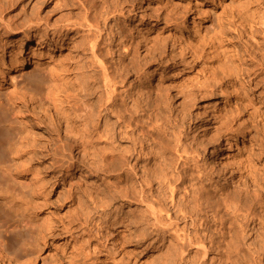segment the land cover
Here are the masks:
<instances>
[{"label": "rangeland", "instance_id": "1", "mask_svg": "<svg viewBox=\"0 0 264 264\" xmlns=\"http://www.w3.org/2000/svg\"><path fill=\"white\" fill-rule=\"evenodd\" d=\"M97 6L110 14L105 26L102 18L97 19V42L106 56L108 72L113 73L117 63L124 64L127 42L137 49L135 62L142 70L139 75L119 77L116 94L123 98L131 93L140 98L141 110L145 111L144 129L151 131L152 125L160 126L141 143L142 147L153 143L155 160L147 164L145 157L138 161L135 158L132 164H137L136 170L158 161L166 166L184 163L188 181L198 171L206 170L208 175L201 185L203 197L211 193L208 197L214 202L217 198H233L240 189L252 190L246 177L238 180V167L260 170L264 164V0H0V119L6 120L0 124V236L4 240L0 244V264H9L5 255L23 256L26 261L10 264H141L128 260L120 248L113 246L107 215L94 209L91 187L97 186L100 195H106L107 180L104 175L92 177L90 159L77 154L73 141L77 124L66 129L58 123L62 114L78 121L87 110L85 98L66 103L63 98L50 97L43 104L22 96L25 87L41 84L34 78H48L50 66L59 70L56 59L60 54L54 46L48 50V39L40 46H36L38 37L27 41L24 28L38 21L39 31L44 34L66 19L83 21L86 13L92 21ZM176 14L185 19L180 39L174 36L180 24ZM20 46L27 50L17 57L25 61L22 71L16 62L10 64V56L16 55ZM28 46L48 55L36 62ZM61 50L66 55L67 51ZM186 63L189 71L183 72ZM176 74L182 77L174 82ZM157 88L161 89L162 104L153 117L144 93L155 100ZM220 88L225 101L224 118L219 111L210 112ZM11 97L18 100L19 112L8 103ZM223 122L227 132L221 126ZM124 142L123 148L128 145ZM217 145L219 159L207 154ZM226 154L230 155L227 177L233 182L222 188L215 169ZM30 180L32 186L26 187L24 182ZM184 190L179 192L184 194L188 189ZM120 205L115 203L116 212ZM128 206L131 204L125 211L130 209ZM6 223L16 227L11 235H3ZM256 240L255 235H249L245 243L253 249L251 244ZM163 243L159 241L157 249ZM158 253L155 250L150 264L165 258L166 253ZM208 256L213 262L215 255ZM207 261L210 263V259ZM259 264H264V256Z\"/></svg>", "mask_w": 264, "mask_h": 264}, {"label": "bare ground", "instance_id": "2", "mask_svg": "<svg viewBox=\"0 0 264 264\" xmlns=\"http://www.w3.org/2000/svg\"><path fill=\"white\" fill-rule=\"evenodd\" d=\"M74 4L72 2V6ZM100 8L97 6L94 9L92 21L87 19L86 13L83 21L77 20L78 18L76 20L69 18L62 24H53L50 31H46L44 34L39 31L38 21L33 24L34 26L29 25L24 28L23 37L27 41L32 37H38L36 46H40L41 42L48 39V50L54 46L60 54L56 59L59 61V70L50 66L47 69L48 78H34V82L37 81L41 84L38 87H25L22 96L27 97L29 101L36 100L43 104L48 102L50 97L63 98L61 100L66 103H70V100L75 98H85L84 103L87 110L78 121L71 120L64 114L57 119L58 123L64 124L66 129L72 127L71 124H77L73 125V134L74 137H77L73 140L76 144L77 154H82L90 159L92 168L88 167V170L93 172L92 177L97 178L104 175L107 180L105 196L100 195L97 186L91 187L90 193L94 209L108 217L109 240L112 241L114 247L120 248L124 252L128 260L131 259L141 264L152 263L155 250L159 252L158 254L166 253L164 259L156 261L158 264H164L162 261L167 264H259L261 256H264V164L260 170L256 168L242 170L238 167V180L246 177L248 181L250 180L252 190L240 189L233 198H217V201L215 199L214 202L212 201L214 199L211 200L208 197L211 193H206V197H203L205 192L201 185L208 175L206 170H200L197 173L194 171L196 175L188 181L186 175L188 172L187 168L183 167L184 163H169L172 166L168 164L166 166L164 162L158 161L147 168L146 165L151 160H155L154 147L153 143L149 146L143 145L144 147L141 146V143L144 138L146 140L150 138L149 134H155L154 132L160 126L152 125V132L148 130V127V129H144L142 113L145 111L144 108L141 110L140 98L134 97L131 93L123 98L116 94L115 84L119 77L127 76L129 73L133 76L139 75L142 70L135 62L137 49L127 42L124 45L126 48L121 45L126 56L124 64L117 63L115 69L113 68V73L108 72V68L105 67L106 56L97 42L100 29L97 19L102 18L105 26L104 22L107 21L110 14L107 11L103 12ZM178 18L180 24L175 28L174 36L180 39L183 37L185 19L182 16ZM73 31H76L75 34H72ZM80 32L81 34H79ZM28 48L34 54L33 58H36L34 60L36 62L42 59L43 55H48L47 52L43 54L37 47L28 46ZM61 49L67 51L66 55ZM26 51L24 46H20L17 54L10 56V64L16 62L22 71L25 61L17 57ZM35 52L38 53V56L35 55ZM187 63L183 66V72L189 71ZM179 77L182 76L174 75L172 81H178L175 79ZM221 92L220 88L218 90L220 96L217 95L210 104V112L219 111V114L224 118L226 117L225 101L221 97ZM154 94L156 99L151 100L144 93V100L148 105L146 106L152 110L151 116L153 117L158 114L162 104L161 89L157 88ZM263 99L264 96H262V104L264 103ZM8 103L17 112L20 111L18 100L15 97H11ZM111 119L114 121L111 122ZM5 121L4 118H1L0 124ZM225 124L223 122L221 126L227 132L228 126ZM150 141L152 140L150 139ZM123 142L128 143L127 147L121 146ZM17 147L20 146L17 145ZM236 148H238L237 145ZM15 152L18 151L15 150ZM184 152L186 153V151ZM184 152L183 155H186ZM207 154L219 159L220 146H215L211 153L207 152ZM141 156L145 157L144 161L147 164L136 170L138 166L136 163L132 164V160L136 158L135 161H138ZM229 158L230 155L226 154L219 160L218 167L215 169L216 176L222 181V188L228 187L230 182H233L231 177H227L226 166L229 163ZM180 167L181 169L178 171ZM85 175L84 177H89L87 174ZM174 175H177V179ZM192 181H196V183ZM31 182L32 180L24 182V184L26 187H30L32 186ZM186 183H188L187 187L184 185ZM53 187L54 185L48 193L53 191ZM180 187L183 191H185L184 187L188 190L182 194L179 192L182 190H179ZM101 198H104L105 201L103 202ZM115 203L121 204L119 212L114 210ZM29 204L31 205V203ZM101 204H104V208ZM127 204H131V206H128L130 207L128 211H125ZM15 228L12 225L7 226L6 223L3 235H11ZM249 235L251 237L255 235L259 239L251 244L253 249L245 243ZM155 238H157L156 241ZM159 241L164 243L157 249ZM167 241H169L168 246L166 245ZM2 243L4 244V240L0 236V244ZM193 249L195 250L194 254H192ZM209 253L211 256L215 255L213 262V258H208ZM5 256L9 264L12 261L26 262L22 260L23 256ZM208 259H210V263L207 261Z\"/></svg>", "mask_w": 264, "mask_h": 264}]
</instances>
